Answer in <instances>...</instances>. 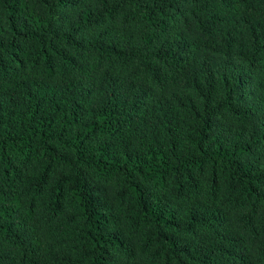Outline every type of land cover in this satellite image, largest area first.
I'll return each mask as SVG.
<instances>
[{
	"label": "trees",
	"instance_id": "trees-1",
	"mask_svg": "<svg viewBox=\"0 0 264 264\" xmlns=\"http://www.w3.org/2000/svg\"><path fill=\"white\" fill-rule=\"evenodd\" d=\"M0 264H264V0H0Z\"/></svg>",
	"mask_w": 264,
	"mask_h": 264
}]
</instances>
